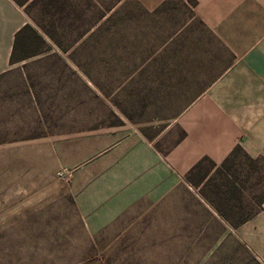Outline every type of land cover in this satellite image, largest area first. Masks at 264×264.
Wrapping results in <instances>:
<instances>
[{"label":"rangeland","instance_id":"374dc122","mask_svg":"<svg viewBox=\"0 0 264 264\" xmlns=\"http://www.w3.org/2000/svg\"><path fill=\"white\" fill-rule=\"evenodd\" d=\"M215 2L17 4L39 37L31 34L22 41L15 56L36 51L29 58L42 60L28 62L26 77L17 70L0 78V264H262L255 249H263V243L248 220L230 227L209 217L201 234L193 225L186 241H171L161 233L167 230L158 225L163 220L147 209L129 224L92 233L74 212L64 225L45 224L49 220L40 211H24L22 178L20 194L18 186L9 185L11 173L22 171L25 159L28 166L39 165V151L56 138L109 125L157 138L222 68L198 65L199 59L231 57L216 34ZM126 123L131 125H121ZM262 172L261 162L235 153L218 165L204 161L191 179L202 182L197 192L209 205L236 206L240 216L259 208ZM263 209L264 201L258 212Z\"/></svg>","mask_w":264,"mask_h":264},{"label":"crops","instance_id":"0c3cea01","mask_svg":"<svg viewBox=\"0 0 264 264\" xmlns=\"http://www.w3.org/2000/svg\"><path fill=\"white\" fill-rule=\"evenodd\" d=\"M215 16L216 34L231 57L199 59L198 65L222 68L167 128L154 139L133 127L112 125L56 138L39 151V165L28 166L25 159L23 170L10 175L17 194V182L23 180L24 211H40L48 225H64L74 212L95 233L129 224L141 210L152 209L171 241H186L193 225L201 234L209 217L233 227L199 195L202 182L189 175L204 158L222 163L237 144L248 155L264 158V0H216ZM202 20L209 22L204 14ZM24 23L14 0H0L1 80L17 70L26 77L28 62L42 60L10 59L14 33ZM248 221L263 243L255 258L264 264V209Z\"/></svg>","mask_w":264,"mask_h":264},{"label":"trees","instance_id":"16d2710c","mask_svg":"<svg viewBox=\"0 0 264 264\" xmlns=\"http://www.w3.org/2000/svg\"><path fill=\"white\" fill-rule=\"evenodd\" d=\"M17 4L21 5L23 3H25L27 0H14ZM36 0H31V2H34ZM33 34L37 37H39L38 33L30 26L29 23H24L15 33H14V37H13V44H12V50H11V54H10V59H16V58H28L32 55L37 54L36 51L32 52V53H26L24 55H19V56H15L17 48L19 47L20 43L22 41H26L28 40V38L30 37V35ZM235 153H242L244 156H246L249 159L252 160H256L258 162H261L262 165H264V158L262 157H255L252 158L250 157L244 150L243 148L237 144L233 150L231 151V153L226 157V159L222 162L224 163L227 159H229L231 156H233ZM204 161H209L207 158L202 159L201 161H199L191 170L190 175H195V173L198 172L199 168L201 167L202 163ZM211 162V161H210ZM218 168V167H217ZM189 175V178L191 179L192 176ZM260 178H261V182L262 185L264 186V172L260 173ZM204 175H202L200 177L203 178ZM192 180V179H191ZM194 182H199V180H195ZM233 188L237 191H240L239 188L237 189V185L235 187V185L233 186ZM238 199L242 198V195L237 197ZM264 201V198L260 201V204ZM260 204H259V208H260ZM217 212L233 227L239 225L240 223L248 220L251 216H253L255 213H257L259 211L258 209H254V210H250L248 212H244L242 215L238 216L239 213L241 212V209H238V207L236 206H230L227 209H222L221 207H215ZM243 210V209H242Z\"/></svg>","mask_w":264,"mask_h":264},{"label":"built area","instance_id":"2783aa9c","mask_svg":"<svg viewBox=\"0 0 264 264\" xmlns=\"http://www.w3.org/2000/svg\"><path fill=\"white\" fill-rule=\"evenodd\" d=\"M59 175H61V172H59Z\"/></svg>","mask_w":264,"mask_h":264}]
</instances>
